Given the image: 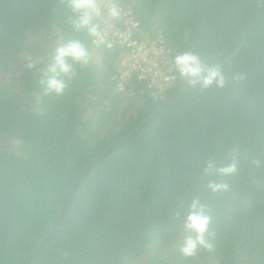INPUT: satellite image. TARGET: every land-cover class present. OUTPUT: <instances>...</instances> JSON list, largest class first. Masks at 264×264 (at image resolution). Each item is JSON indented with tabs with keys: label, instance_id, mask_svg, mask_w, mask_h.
<instances>
[{
	"label": "trees",
	"instance_id": "trees-1",
	"mask_svg": "<svg viewBox=\"0 0 264 264\" xmlns=\"http://www.w3.org/2000/svg\"><path fill=\"white\" fill-rule=\"evenodd\" d=\"M116 1L144 30H161L173 58L191 52L200 62L264 18V0ZM78 15L67 0H0V264H24L78 175L170 93L135 80L115 92L109 80L126 49L95 50V36L73 25ZM72 41L88 62L66 58L63 92L45 93L55 50ZM25 54L31 62L16 67ZM214 67L224 86L187 81L82 181L67 220L31 264H264V24ZM15 140L30 150L18 142L28 151L16 156L7 148ZM233 162L234 172L217 171ZM193 199L209 216V246L184 257Z\"/></svg>",
	"mask_w": 264,
	"mask_h": 264
},
{
	"label": "clouds",
	"instance_id": "clouds-1",
	"mask_svg": "<svg viewBox=\"0 0 264 264\" xmlns=\"http://www.w3.org/2000/svg\"><path fill=\"white\" fill-rule=\"evenodd\" d=\"M68 7L74 12L79 13L77 19L73 22L75 28H87L88 33L92 36L100 37L97 31V26L92 23L94 18L101 14L102 8L108 9L110 17H118L119 9L110 0H67ZM70 57L74 61H79L81 64L88 62V53L83 45L78 41H72L63 47L55 50L52 58V63L48 66L47 71L51 73L45 80L40 81L44 86L45 93L61 94L65 88L63 79L58 78V74H67L70 72V65L66 63V58ZM174 64L177 67L179 74L184 77H189V84H200L201 87L207 88L215 84L217 88L224 86L225 77L218 68L203 69L200 58L191 52H184L174 57ZM235 163H230L226 167L220 168L221 174L227 175L235 171ZM212 165H209V169ZM212 191L222 190L226 185L209 184ZM190 211L186 217L184 228L195 233L185 236L182 246L179 248L181 255L191 257L199 247L207 248L204 234L208 230L209 216L206 214L204 206L198 199H193L189 205Z\"/></svg>",
	"mask_w": 264,
	"mask_h": 264
},
{
	"label": "built area",
	"instance_id": "built-area-1",
	"mask_svg": "<svg viewBox=\"0 0 264 264\" xmlns=\"http://www.w3.org/2000/svg\"><path fill=\"white\" fill-rule=\"evenodd\" d=\"M120 11L118 17H110L108 9L102 8L99 17L94 18L100 37L92 38L90 45L95 49L111 50L115 46L126 49L116 62L110 82L117 93L124 91L131 80L142 83L149 91L163 95L170 92L178 72L173 52L161 30H144L128 6L110 0Z\"/></svg>",
	"mask_w": 264,
	"mask_h": 264
},
{
	"label": "water",
	"instance_id": "water-1",
	"mask_svg": "<svg viewBox=\"0 0 264 264\" xmlns=\"http://www.w3.org/2000/svg\"><path fill=\"white\" fill-rule=\"evenodd\" d=\"M264 24V18L257 21L256 23L252 24L248 28L242 32L231 44L230 46L224 50L222 53L218 54L217 56L210 58L208 60H205L201 62V66L203 69L210 68L212 66H215L217 64H220L221 62L225 61L229 54L238 48L240 43L254 30H256L260 25ZM189 80V77H182L180 76L178 80H176L174 86L172 87L169 95L165 98L162 105L156 110V112L150 116L147 120L142 122L137 128L132 130L130 133H128L126 136H124L122 139H120L118 142L114 143L112 146H110L108 149H106L104 152H102L96 159H94L92 162H90L84 170L78 175L75 182L73 183L72 187L70 188V191L65 199L64 204L62 205L61 210L59 211L55 221L53 222L52 226L50 227L47 234L44 236V238L40 241V243L36 246V248L31 252L29 257L26 259L24 264H31L40 253H42L45 249V247L50 243V241L54 238V236L57 234L61 226L64 224V222L67 220L72 200L81 185L82 181L92 172L102 161H104L110 154L118 150L120 147H122L126 142L129 140L137 137L139 134H141L148 126H150L162 113L164 109L174 100V98L177 96L183 85Z\"/></svg>",
	"mask_w": 264,
	"mask_h": 264
},
{
	"label": "rangeland",
	"instance_id": "rangeland-1",
	"mask_svg": "<svg viewBox=\"0 0 264 264\" xmlns=\"http://www.w3.org/2000/svg\"><path fill=\"white\" fill-rule=\"evenodd\" d=\"M34 41H35V40L33 39V42H34ZM35 46H37V45H35ZM29 62H31V59H30L29 56H27V55L25 54V55H24L23 57H21V58L19 59V61L16 63V64H17L16 67H18V66L21 67L22 65L27 64V63H29ZM18 142H19L18 140H15V141H9V143L7 144V148H8L9 151L13 152V154H15L16 156H22V155L25 154L28 150H30V147H29L28 144H23V143L19 142V143L25 145V146L28 148V150H26L24 147L22 148V146H21L20 144H18Z\"/></svg>",
	"mask_w": 264,
	"mask_h": 264
}]
</instances>
